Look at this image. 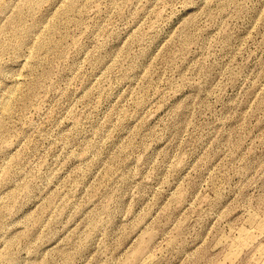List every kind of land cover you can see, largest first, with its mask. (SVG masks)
I'll return each mask as SVG.
<instances>
[{
	"label": "rangeland",
	"instance_id": "obj_1",
	"mask_svg": "<svg viewBox=\"0 0 264 264\" xmlns=\"http://www.w3.org/2000/svg\"><path fill=\"white\" fill-rule=\"evenodd\" d=\"M0 264H264V0H0Z\"/></svg>",
	"mask_w": 264,
	"mask_h": 264
}]
</instances>
